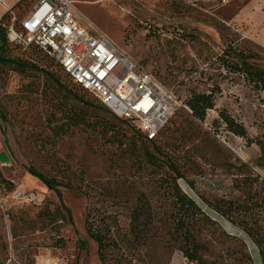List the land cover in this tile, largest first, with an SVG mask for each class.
I'll list each match as a JSON object with an SVG mask.
<instances>
[{"label": "rangeland", "instance_id": "rangeland-1", "mask_svg": "<svg viewBox=\"0 0 264 264\" xmlns=\"http://www.w3.org/2000/svg\"><path fill=\"white\" fill-rule=\"evenodd\" d=\"M72 2L84 23L153 73L182 103L190 91H215V106L207 111L206 121L216 133L206 134L197 124L183 120L160 144L158 155L182 165L185 177L196 188L191 190L179 180L181 189L219 221L198 224L197 236L208 242L211 253L206 259L213 264H250L240 252L239 241L226 235L225 228L246 240L253 252L249 250L252 264H262L256 246L207 209L195 193L218 199L212 189L198 185V177L220 173L229 182L236 170L234 153L264 176V90L227 71L218 61L224 46L231 44L254 51L260 57L259 66L264 67V31L257 38L250 31L254 24L259 31L264 25L233 20L246 0ZM21 7L13 12L16 19L25 12ZM10 16L0 18V28ZM1 44L4 38L0 35ZM17 48L8 43L7 50L0 52L14 58L20 52ZM73 97L72 89L57 87L53 77L37 69L18 72L0 63V264L10 257L15 259L7 264H102L95 242L85 231L84 214L87 210L116 212L120 226L126 227L127 206L107 195L105 188L108 191L110 186L130 195L142 190L158 217L169 207L156 186V169L140 160L136 138L129 140L131 130L121 126L122 130L110 131L108 127L116 121L105 124L110 117L102 111H97L95 119L88 117V126L76 122L79 105ZM82 107L94 114L91 107ZM218 109H225L245 126L251 144L223 130L221 122H213ZM27 167L72 185L48 189ZM17 191L33 192L35 201L16 199ZM154 224L157 227L150 233L157 232L158 237L140 249L133 263L190 264L179 250L167 248L159 222ZM257 225L260 232L264 223Z\"/></svg>", "mask_w": 264, "mask_h": 264}, {"label": "trees", "instance_id": "trees-1", "mask_svg": "<svg viewBox=\"0 0 264 264\" xmlns=\"http://www.w3.org/2000/svg\"><path fill=\"white\" fill-rule=\"evenodd\" d=\"M0 35L4 38V45H0V51L3 52L7 50L8 42L5 40L2 28H0ZM14 48L17 47L14 46ZM18 50L20 52L14 58L5 57L0 52V63L12 65V68L18 72H23L26 68L37 69L40 73L53 77L57 87L72 89L74 91L73 98L77 99L79 105L74 113L77 117L76 122L88 126V117L92 116L95 119V116H99L97 111L105 112L110 117L109 121H105V124L109 126L113 121H116L119 125L114 127L116 123H113L108 127L109 130L117 131L122 130V127L129 128L132 132V139L130 137L129 140L136 138V142L140 145V152H138L140 160L143 164H151L156 169V186L162 190L164 199L169 203V207L160 212V217L153 212L151 203L142 190H138L136 195H130L112 186L108 191L105 188L107 195L111 199L124 202L127 206V211L123 215L127 220L125 228L120 226L116 212L92 213L90 210L85 212V231L95 242L97 255L102 264H134L135 258L140 256V249L152 238L158 237L159 233H150V230L157 227L154 224L156 221L159 222L158 227L161 228L160 236L167 238L165 244L168 249L179 250L189 263L213 264L206 259L211 254L208 242L200 240L197 234L198 224L201 221H217L212 219L191 196L181 189L179 180H183L191 190L196 188L193 187L194 183L185 177L182 165L176 163L175 160L164 161L158 154H160V144L166 139L168 133L183 120L197 124L206 134L216 133L211 124L206 121L207 111L215 106V91L213 89L208 92L190 91L188 97L183 100V105L186 108L177 109L173 117L160 129L158 135L150 140L132 119L114 115L101 105L90 91L73 83L62 71V68L40 48L33 45L27 51ZM259 59L260 57L254 51L238 48L231 44H226L218 55V61L227 71L243 76L254 87L264 90V67L259 66ZM82 106L91 107L94 114L91 115L90 112L84 111ZM218 121L223 124V130L245 139L247 144L252 143L245 126L225 109L217 110V118L213 122L217 124ZM233 159H235L236 170L235 173L230 174L229 182L222 178L220 173L198 177L200 179L198 185L212 189L215 192L214 196H219L218 199L210 200L206 195L196 191L195 193L207 209L223 217L247 236L256 246L262 264H264V235H262L264 227L259 232L257 225L258 222L264 223V176L260 175L255 167L247 161H243L236 153H234ZM26 170L41 180L48 189L57 191L58 186L70 187L72 185L71 182L56 181L33 167H27ZM234 210L236 213L233 212ZM96 222H98L97 225H95ZM224 232L239 241L240 252L252 264L249 253V250L251 252L252 250L250 248L248 250L245 240L225 230ZM216 257H223V255L218 254Z\"/></svg>", "mask_w": 264, "mask_h": 264}, {"label": "built area", "instance_id": "built-area-1", "mask_svg": "<svg viewBox=\"0 0 264 264\" xmlns=\"http://www.w3.org/2000/svg\"><path fill=\"white\" fill-rule=\"evenodd\" d=\"M10 14L1 22L9 44L22 51L40 48L73 83L90 91L114 115L132 119L148 139L158 135L177 109L186 108L153 73L84 23L72 0H30L25 16L16 19ZM14 197L35 201L31 191H17Z\"/></svg>", "mask_w": 264, "mask_h": 264}, {"label": "crops", "instance_id": "crops-1", "mask_svg": "<svg viewBox=\"0 0 264 264\" xmlns=\"http://www.w3.org/2000/svg\"><path fill=\"white\" fill-rule=\"evenodd\" d=\"M191 1H201V0H191ZM20 6H22L21 9H23V8L25 9V12L23 14V16H25L28 13V10L30 8V0H0V18L4 14L13 13L14 10ZM255 18L257 21H255ZM233 20H236L238 22L245 20L247 23L253 22V23H258V24L264 25V0H246V2L239 8L237 13L234 15ZM255 25H257V24H254L253 25L254 27H252L250 29V31H251V36H253V37L255 36L257 38V37H260V32L264 31V27H262V29L260 31L257 29L254 30ZM262 34H264V32H262ZM241 159L243 161H246L243 158H241ZM212 213L217 214L214 211H212ZM207 214H209V213H207ZM218 216L221 217L220 215H218ZM221 218L225 222H227L229 224V226L232 227V229H236V230L240 231L237 227L232 226L223 217H221ZM217 222H219V221H217ZM224 230L227 231L225 228H224ZM227 232L243 238L242 235H239L237 233L229 232V231H227ZM245 242H246V240H245ZM255 259H257V257H255ZM169 264H172V261ZM190 264H193V263H190Z\"/></svg>", "mask_w": 264, "mask_h": 264}]
</instances>
